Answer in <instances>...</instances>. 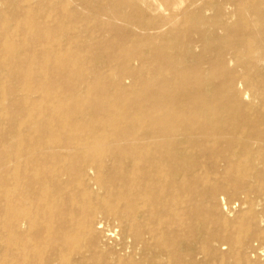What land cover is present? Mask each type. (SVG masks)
I'll list each match as a JSON object with an SVG mask.
<instances>
[{
  "label": "bare ground",
  "instance_id": "1",
  "mask_svg": "<svg viewBox=\"0 0 264 264\" xmlns=\"http://www.w3.org/2000/svg\"><path fill=\"white\" fill-rule=\"evenodd\" d=\"M0 264H264V0H0Z\"/></svg>",
  "mask_w": 264,
  "mask_h": 264
},
{
  "label": "rangeland",
  "instance_id": "2",
  "mask_svg": "<svg viewBox=\"0 0 264 264\" xmlns=\"http://www.w3.org/2000/svg\"><path fill=\"white\" fill-rule=\"evenodd\" d=\"M32 1L35 2V0H32ZM233 201H235V200H232V202H233ZM235 203H237V201H236ZM234 205H235V204H233V206H234ZM104 222H105L104 224H107V226H106V225H105L104 227L102 226V229H103V228L105 229V228L107 227L106 230H104V229H103V230H104L105 232L108 233L107 230L111 229V225H112V227H113L115 224H114L112 221L109 222L110 224H108V221H107V223H106V221H104ZM102 224H103V223H102ZM104 224H103V225H104ZM108 227H109V228H108ZM103 230H101V232H103ZM105 232H103V234H106ZM101 234H102V233H101ZM253 243H255L256 245H255V246L253 245L254 249H253V247H251V249H250L251 252H250V250H249V252H250L249 254H250L251 258L256 256L257 253L254 254V252H259V250H260V249L257 247V245L260 247V244L257 243V242H253ZM255 248H257V249H255ZM253 251H254V252H253ZM254 255H255V256H254Z\"/></svg>",
  "mask_w": 264,
  "mask_h": 264
}]
</instances>
